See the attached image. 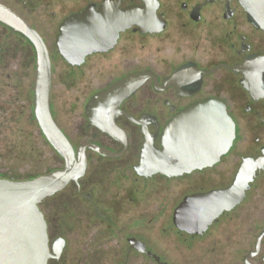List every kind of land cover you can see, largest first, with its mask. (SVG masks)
Listing matches in <instances>:
<instances>
[{"label":"flooded vegetation","instance_id":"af4514ba","mask_svg":"<svg viewBox=\"0 0 264 264\" xmlns=\"http://www.w3.org/2000/svg\"><path fill=\"white\" fill-rule=\"evenodd\" d=\"M258 1L0 0V11L22 21L44 45L54 122L75 153L94 145L84 150L82 177L39 205L49 251L57 255L47 264L59 263L69 247L64 228L85 218L94 221V248H83L77 264L91 258L98 264L102 258L99 225L115 242L110 264H174L167 257L180 245L200 250L202 264H264V234L259 238L264 232V0L263 10L250 6ZM105 7L113 20L95 22L108 28L98 32L102 37L94 39V50L81 60L75 57L77 63L66 61L57 44L61 27L84 12L103 17ZM63 50L77 53L76 47ZM36 60L29 38L0 19V109L3 98L9 105L27 83L35 120ZM55 83L80 94L64 102L60 122L52 98ZM205 101L218 103L232 121L228 151L216 163L178 176L148 173L141 157L162 151L166 126ZM244 161L251 179L242 200L203 233L180 231L173 215L182 201L230 187ZM56 196L64 211L56 213L53 229L44 211L45 201ZM154 222L159 227L145 229Z\"/></svg>","mask_w":264,"mask_h":264},{"label":"water","instance_id":"95a60500","mask_svg":"<svg viewBox=\"0 0 264 264\" xmlns=\"http://www.w3.org/2000/svg\"><path fill=\"white\" fill-rule=\"evenodd\" d=\"M250 6L263 10L262 0ZM108 9V7L103 8L101 10L103 17L99 16V18H94V12L75 15L61 27L57 44L66 61L76 62L75 57L81 60L86 53L94 50V39L97 36L99 39L102 37V34L98 32L108 28L107 25L105 26L106 23L95 22L113 20L111 17L113 13L110 14ZM0 19L27 36L36 48L33 114L45 141L64 163L61 169L30 179L0 178V264H47L50 258L57 255L52 256L49 251L47 226L39 205L45 198L61 191L70 181L77 182L82 177L86 168L84 150L85 148L94 150V145L87 144L75 153L54 122L49 106L50 62L39 36L22 21L7 13L0 11ZM114 20L124 21L123 18H114ZM65 37L66 41H64ZM63 47L70 50L71 47H76L77 50L72 52L77 51V53L73 56L68 55ZM93 102L94 98L89 104ZM164 136L165 143L162 151L155 153L151 150L150 155L141 157L140 164L147 167L148 173L178 176L216 163L228 151L234 133L232 121L225 109L214 101H205L179 113L166 126ZM254 164L251 163V165ZM247 165V161H244L230 187L186 197L174 211V225L180 231L189 234L203 233L223 211L230 210L242 200L247 181L251 179L248 178L250 173L247 174L245 171ZM60 197L56 196L45 201L47 211L44 206L41 207L45 210V216L53 229L59 221L56 213L60 214L64 211ZM71 223L75 228L70 227V230L64 228L63 231V235L69 240V247L66 248L64 257L59 263L50 264H77L83 248L86 246L94 248V221L85 218L73 220ZM145 227L150 231L159 227V224L154 222ZM263 234L264 232L259 238ZM96 241L100 245L99 249L104 251L98 264H110L108 252L111 251L115 242L110 233L100 225L97 228ZM167 259L174 264H202L200 250L193 248L185 250V247L181 245L178 252L169 253ZM90 261L89 264H94V258Z\"/></svg>","mask_w":264,"mask_h":264},{"label":"rangeland","instance_id":"374dc122","mask_svg":"<svg viewBox=\"0 0 264 264\" xmlns=\"http://www.w3.org/2000/svg\"><path fill=\"white\" fill-rule=\"evenodd\" d=\"M27 89L26 83L24 93H19L17 100L10 101L8 105L3 98L1 103L0 178L3 179H30L60 167V159L45 141L36 120L32 119ZM53 89L56 118L60 122L64 102L74 100L80 94H68L59 83H55Z\"/></svg>","mask_w":264,"mask_h":264}]
</instances>
